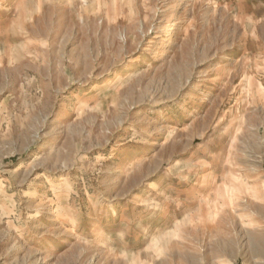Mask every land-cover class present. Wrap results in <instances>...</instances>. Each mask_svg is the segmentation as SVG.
<instances>
[{"label": "rangeland", "instance_id": "374dc122", "mask_svg": "<svg viewBox=\"0 0 264 264\" xmlns=\"http://www.w3.org/2000/svg\"><path fill=\"white\" fill-rule=\"evenodd\" d=\"M0 264H264V0H0Z\"/></svg>", "mask_w": 264, "mask_h": 264}, {"label": "bare ground", "instance_id": "6f19581e", "mask_svg": "<svg viewBox=\"0 0 264 264\" xmlns=\"http://www.w3.org/2000/svg\"><path fill=\"white\" fill-rule=\"evenodd\" d=\"M64 184V181H63V179H61V180H58L57 181V183H56V187H61L62 185Z\"/></svg>", "mask_w": 264, "mask_h": 264}]
</instances>
